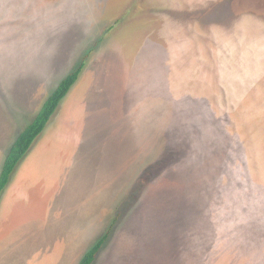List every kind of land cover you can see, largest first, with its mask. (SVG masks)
<instances>
[{"label":"rangeland","instance_id":"rangeland-1","mask_svg":"<svg viewBox=\"0 0 264 264\" xmlns=\"http://www.w3.org/2000/svg\"><path fill=\"white\" fill-rule=\"evenodd\" d=\"M0 264H264V0H0ZM20 175V178L18 177Z\"/></svg>","mask_w":264,"mask_h":264},{"label":"trees","instance_id":"trees-1","mask_svg":"<svg viewBox=\"0 0 264 264\" xmlns=\"http://www.w3.org/2000/svg\"><path fill=\"white\" fill-rule=\"evenodd\" d=\"M83 68L84 64L68 73L60 81L55 90L44 101L35 118L19 133L13 142L0 172V197L8 186L17 166L30 150L34 140L44 130L62 100L67 96L73 85L76 83ZM108 233L110 234V232ZM108 233L83 254L78 264L94 263L99 250L109 236Z\"/></svg>","mask_w":264,"mask_h":264},{"label":"crops","instance_id":"crops-1","mask_svg":"<svg viewBox=\"0 0 264 264\" xmlns=\"http://www.w3.org/2000/svg\"><path fill=\"white\" fill-rule=\"evenodd\" d=\"M56 87H57V86H56ZM54 90H55V89H54ZM54 90H53V91H54ZM53 91H52V92H53ZM47 97H48V96H47ZM47 97H46V99H47ZM18 177L20 178V175H19Z\"/></svg>","mask_w":264,"mask_h":264}]
</instances>
